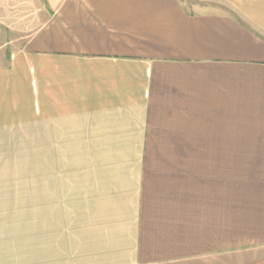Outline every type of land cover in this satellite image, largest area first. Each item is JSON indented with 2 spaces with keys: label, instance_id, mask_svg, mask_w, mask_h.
Masks as SVG:
<instances>
[{
  "label": "crops",
  "instance_id": "0c3cea01",
  "mask_svg": "<svg viewBox=\"0 0 264 264\" xmlns=\"http://www.w3.org/2000/svg\"><path fill=\"white\" fill-rule=\"evenodd\" d=\"M0 264H264V0H0Z\"/></svg>",
  "mask_w": 264,
  "mask_h": 264
},
{
  "label": "rangeland",
  "instance_id": "374dc122",
  "mask_svg": "<svg viewBox=\"0 0 264 264\" xmlns=\"http://www.w3.org/2000/svg\"><path fill=\"white\" fill-rule=\"evenodd\" d=\"M37 158H39V153H37ZM40 158H42V153L40 154Z\"/></svg>",
  "mask_w": 264,
  "mask_h": 264
}]
</instances>
